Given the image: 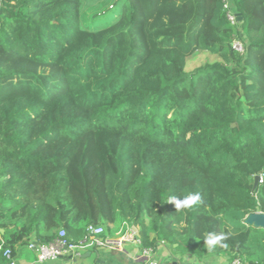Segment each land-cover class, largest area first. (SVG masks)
Instances as JSON below:
<instances>
[{
    "label": "trees",
    "instance_id": "16d2710c",
    "mask_svg": "<svg viewBox=\"0 0 264 264\" xmlns=\"http://www.w3.org/2000/svg\"><path fill=\"white\" fill-rule=\"evenodd\" d=\"M228 1L236 25L222 0H0V264L117 220L141 249L264 264L243 224L264 214V0Z\"/></svg>",
    "mask_w": 264,
    "mask_h": 264
},
{
    "label": "built area",
    "instance_id": "2783aa9c",
    "mask_svg": "<svg viewBox=\"0 0 264 264\" xmlns=\"http://www.w3.org/2000/svg\"><path fill=\"white\" fill-rule=\"evenodd\" d=\"M222 7L225 11L226 19L231 25H236L237 18L231 9L228 0H222ZM233 49L239 53H243L242 45L239 41H233ZM262 182V177L259 176V183ZM127 226V232L120 235L117 241H111L107 236H105V230L102 226H88L86 229L85 236L78 241L76 244L69 243L65 238L64 231H60L58 236L54 241L48 244H35L29 243L28 249L33 252L35 257V262L37 264H44L60 260H69L71 264H75L76 260L81 258V253L84 249H108L123 252L121 249V244L124 242H131L136 249H139L138 253L133 257V260L139 263L145 264H156V259L154 258L155 252L151 249H141L140 239H139V229L133 225L123 223ZM163 245V242H161ZM11 252L9 249L4 250L3 257L5 259H10ZM14 262V261H13ZM10 263V264H13ZM158 263V262H157ZM177 263V260H165L158 264H173ZM224 264H241L238 258L232 260L231 262H226Z\"/></svg>",
    "mask_w": 264,
    "mask_h": 264
},
{
    "label": "crops",
    "instance_id": "0c3cea01",
    "mask_svg": "<svg viewBox=\"0 0 264 264\" xmlns=\"http://www.w3.org/2000/svg\"><path fill=\"white\" fill-rule=\"evenodd\" d=\"M129 224V223H127ZM131 225V224H129ZM105 230V236H107L111 241H117L120 238L121 233L127 232V226L123 225V222L117 220L114 224L102 226ZM136 227V226H135ZM139 229L138 227H136ZM125 244V247H123ZM165 246V245H164ZM161 243L157 246V250L155 251L154 258L158 263L163 262L165 260H177L176 264H224L226 263V258H222V261L216 260L214 257L206 258L202 261H195L191 259L189 256L180 258L179 256H173L169 250H167ZM121 249L123 252L117 251L123 254L125 257L132 259L138 253L139 249H136L134 245L129 242H124L121 244ZM130 249V250H129ZM111 251L108 249H84L81 253V258L79 260H84L86 258H94L93 264H126L121 263L116 257L111 255ZM94 253V254H93ZM93 255L95 257H93ZM156 262V264H158ZM200 262V263H199ZM77 263V260H76ZM75 263V264H76ZM13 264H37L35 262V257L32 254V251H25L18 255V259L14 260ZM44 264H71L69 260H60L54 261Z\"/></svg>",
    "mask_w": 264,
    "mask_h": 264
},
{
    "label": "rangeland",
    "instance_id": "374dc122",
    "mask_svg": "<svg viewBox=\"0 0 264 264\" xmlns=\"http://www.w3.org/2000/svg\"><path fill=\"white\" fill-rule=\"evenodd\" d=\"M217 60H220V58L219 57H216V56H212V55H209V54H207V53H197L196 55H194L193 57H191L189 60H188V62H187V66H186V71L187 72H190V71H192L193 69H195V68H197V67H200V66H202L203 64H205V63H213L214 61H217ZM226 221V224L229 226V227H234L235 226V222L234 221H232V220H229V219H227V220H225ZM121 234H123V233H121ZM164 246V245H163ZM123 247H125V244H123ZM167 250H169L168 249V247L165 245L164 246ZM126 248V247H125ZM130 250V249H129ZM32 254H33V252H32ZM94 254V253H93ZM34 255V254H33ZM93 257H95L94 255H93ZM216 260H218V261H222V258H220V257H214ZM93 259L94 258H92V257H90V258H86V259H84V260H77V263L76 264H93ZM226 262H227V260H226Z\"/></svg>",
    "mask_w": 264,
    "mask_h": 264
},
{
    "label": "water",
    "instance_id": "95a60500",
    "mask_svg": "<svg viewBox=\"0 0 264 264\" xmlns=\"http://www.w3.org/2000/svg\"><path fill=\"white\" fill-rule=\"evenodd\" d=\"M236 17L237 21L241 22L242 18L240 14H237ZM258 183L259 176H255L253 182V190H255V188L258 186ZM243 224L247 227H253L254 229L264 230V214L260 212L251 213L245 217V219L243 220ZM0 233H3V231L0 230Z\"/></svg>",
    "mask_w": 264,
    "mask_h": 264
}]
</instances>
